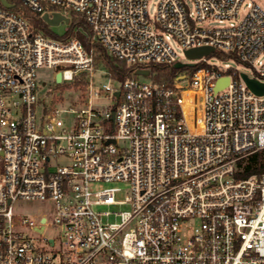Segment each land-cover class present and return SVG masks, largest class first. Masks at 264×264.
Returning <instances> with one entry per match:
<instances>
[{
    "label": "built area",
    "instance_id": "built-area-1",
    "mask_svg": "<svg viewBox=\"0 0 264 264\" xmlns=\"http://www.w3.org/2000/svg\"><path fill=\"white\" fill-rule=\"evenodd\" d=\"M7 1L13 7L0 0V264H264V173L239 176L264 148V94L248 87L244 72L207 56L184 61L170 43L230 53L264 82V6L191 0L189 12L183 0H160L151 19L149 0H17L20 9ZM24 6L42 20L55 12L68 25L84 18L88 45L47 35ZM98 45L139 72L113 76ZM177 62L194 64L177 68L170 83L137 76ZM42 67L79 94L41 97ZM97 72L107 81L98 84ZM222 77L229 82L216 91ZM102 181L131 185V210L115 213L120 221L94 209L125 202L115 199L117 187L91 189ZM21 200L52 201L53 214L19 215ZM52 227L56 237L44 236Z\"/></svg>",
    "mask_w": 264,
    "mask_h": 264
},
{
    "label": "rangeland",
    "instance_id": "rangeland-1",
    "mask_svg": "<svg viewBox=\"0 0 264 264\" xmlns=\"http://www.w3.org/2000/svg\"><path fill=\"white\" fill-rule=\"evenodd\" d=\"M16 4L15 9H19L20 5L17 0H11ZM185 2V5L188 9L189 12L194 11V5L191 2V0H183ZM259 2L261 5L264 6V0H255ZM160 0H149L148 2V13L151 19L155 18L158 4ZM18 3V4H17ZM247 10V4L245 3L242 7V14L240 15V18L243 17V15L246 13ZM75 17V16H74ZM73 17V18H74ZM30 23H32L29 20ZM47 29L49 33H47L49 36L51 35H58V36H63L67 32V28H69L70 25H68L65 22H61L59 25H49L46 23ZM213 25H223L226 23L220 24L219 22H213ZM75 31L78 30V27L74 29ZM81 31L83 30L82 28L80 29ZM45 31V29H43ZM88 38V36H87ZM172 47L176 51V53L183 59L184 61L186 60L185 57V52L180 44L179 41H177L175 38H172L170 41ZM87 46V45H86ZM260 59H264V53L260 56ZM207 61L211 64H215L217 66H232L235 69L239 70L240 72L248 73L251 74L250 70L248 69L247 66L244 64L240 63L239 61L232 59V58H224L220 57L216 54H212L210 56H207ZM100 68H104L102 65H99ZM55 70L52 68H47V67H42L39 68L37 71V81L39 86L41 87V94L40 96L43 98L49 99L50 96L54 93H60L61 96L65 99V102L67 101L68 98L71 96H75L79 94V88L77 85L73 87L70 84H61L57 83L56 78H55ZM100 73L97 72V78L96 81L98 84L106 82V78L102 77L99 75ZM137 76L140 79L143 80H153L155 76V72H152L149 75L145 74H137ZM112 84L116 85V82H112ZM103 103L109 104V100H102ZM107 107H112V105H108ZM61 161H65V159L60 158ZM106 187H117L119 190L115 193V199L117 200H122L125 201L124 203H117V204H103V205H97L94 206V209L99 212H110L109 215H106L103 217L104 221L108 222H115V221H120V216L115 215V213L118 212H125L131 210V205L127 202L128 197L131 194V185L128 182H123V181H113V182H97L91 184V189L93 191L101 190ZM53 208L54 204L52 201H42V200H21L18 203L15 204L14 206V212L19 214V215H27L31 218H39L41 216H47L50 217L53 214ZM57 234V229L56 228H49L44 232V236L47 237H56Z\"/></svg>",
    "mask_w": 264,
    "mask_h": 264
},
{
    "label": "trees",
    "instance_id": "trees-1",
    "mask_svg": "<svg viewBox=\"0 0 264 264\" xmlns=\"http://www.w3.org/2000/svg\"><path fill=\"white\" fill-rule=\"evenodd\" d=\"M19 5L21 4L19 3ZM23 10H24V15L27 18H29V20L33 23L35 27L45 29V33L46 34L49 33L45 22L39 17L37 13H34L32 10H30L25 6L23 7ZM76 27H78V30L75 31L74 29ZM81 28L85 31L88 30V26L85 19L82 17H74L72 18V22L65 35L58 36L53 34L51 36H55L58 38H67L69 36H76L80 40H82V42L85 45H88L87 35L80 30ZM97 51L99 53V59H102L105 62L108 69L113 73V76L119 78L120 80H125L128 77L134 76L136 72L137 71L139 72L140 70L139 65H130L125 60L111 57L102 45L97 46ZM212 54H216L224 58L230 56V53H225L220 50H217ZM149 68H150L149 69L150 73L155 72L154 80L160 82H167V83L171 82L173 74L176 73V71L178 70L173 66H167L163 64H153ZM263 173H264V148L254 152L247 158L244 165V170L239 174V176L248 177L253 174L261 175Z\"/></svg>",
    "mask_w": 264,
    "mask_h": 264
},
{
    "label": "water",
    "instance_id": "water-1",
    "mask_svg": "<svg viewBox=\"0 0 264 264\" xmlns=\"http://www.w3.org/2000/svg\"><path fill=\"white\" fill-rule=\"evenodd\" d=\"M3 5L6 7H13V4L8 2L7 0H1ZM43 20L48 23L49 25H59L62 21H65L67 24L70 23V18L62 15L59 12L53 13L52 17H50L47 13L42 16ZM214 51V47L210 46H202V47H196V48H191L187 49L185 51L186 56L190 60L202 58L203 56H208ZM193 65L194 63H183V62H177L175 63L174 67L175 68H180L185 65ZM143 73L148 74V71H143ZM242 76L247 83L248 87L254 91L257 94H264V82L256 79L249 77L248 74L242 73ZM56 81L59 83L61 81V73L59 72L56 77ZM229 82V77H222L218 80L217 85H216V91L224 88Z\"/></svg>",
    "mask_w": 264,
    "mask_h": 264
}]
</instances>
